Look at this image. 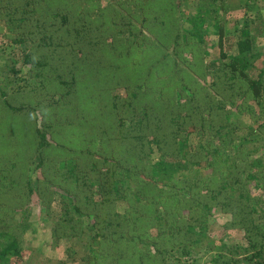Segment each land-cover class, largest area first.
I'll list each match as a JSON object with an SVG mask.
<instances>
[{
    "label": "trees",
    "instance_id": "trees-1",
    "mask_svg": "<svg viewBox=\"0 0 264 264\" xmlns=\"http://www.w3.org/2000/svg\"><path fill=\"white\" fill-rule=\"evenodd\" d=\"M214 1L194 2L184 27L183 0H0V35L24 48L34 93H41L35 106L0 89L6 135L17 119L27 118L28 129L18 134V125L2 144L17 155L26 148V162L0 159V264H27L32 200L55 239H78L87 228L86 264H193L189 257L202 250L211 253L203 264H264V81L258 68L251 75L256 35L243 31L231 57L219 36L218 61L206 64L198 47L207 38L206 14H219ZM116 44L127 63L121 72L107 59ZM155 50L156 81L164 72L176 79L168 99L150 92L151 73L135 75L130 60ZM245 115L258 124L238 137L249 127ZM216 212L229 216L226 223H217ZM214 229L240 239L216 240Z\"/></svg>",
    "mask_w": 264,
    "mask_h": 264
},
{
    "label": "rangeland",
    "instance_id": "rangeland-1",
    "mask_svg": "<svg viewBox=\"0 0 264 264\" xmlns=\"http://www.w3.org/2000/svg\"><path fill=\"white\" fill-rule=\"evenodd\" d=\"M104 1L105 0H101V2ZM202 1L203 0H201V2ZM244 1L245 0H218L216 2H213V8L218 5L220 9L219 14H206V22L201 30L204 31L202 32V34L205 33L207 38L203 42V44L198 47V52L199 50L204 52L202 53V59L206 64L211 61H218L220 47L216 44V41L220 36L219 40L222 42L223 53L227 57L235 56L237 54V41L244 37L243 31L246 30L248 35H256L254 40V48L256 49L255 52H257L254 62V65L256 67L252 69L251 75L253 77H256V74L259 71H257L258 68L262 72L261 76L262 80L264 81V32L262 33V31L264 30V22L260 21L261 18L264 19V0H259V5L262 9H258V12L256 10L250 9L248 10V13H243L245 11V3L248 8H250L251 6L247 5V2L244 3ZM194 2H197V0H183L181 4V11L182 13H184V16L182 17V25L184 27L191 26L186 23V17L189 14L191 15L192 13L196 12L197 7L195 6ZM252 12L253 14L249 15ZM114 13L115 10H113V12H110V10L107 12V17L110 18V21L111 18H113ZM124 29H126V27ZM3 32H6V30H4ZM124 37H127V35H124ZM113 49H116V51L114 53H111V55H108V63H111L110 67L119 68V72H121V68H126V66L124 65H127V63L124 62L123 58L118 56L119 53L122 52L120 48L118 49V44H116V48L110 47L107 53H109V51ZM205 51H207V53H205ZM24 53V48L20 44L6 39L3 34L0 35V89L5 93H12L13 91L16 92L17 95L13 100L15 102L28 101L30 102V104L37 106L39 103L38 100L41 97V93H34V90H38L37 82L35 81V79L31 80V77L33 76L32 74L34 73L31 68L24 64ZM122 54L124 53L122 52ZM124 56L125 55H123V57ZM130 60L132 65L135 67H133L135 70V75L139 74L138 70L142 73L145 70L151 73L150 75L152 76V78L149 79L150 82L148 81V88L150 89V92H154L156 95L161 93L162 96L166 99H168V96H171L174 91L173 87L176 84V79L169 78L171 77L170 73L164 72L161 78L165 80L159 83L156 81V68L152 67L153 62L156 61V50L154 52L150 51L144 55L137 54L135 57L130 58ZM189 60H191L190 57ZM144 66L146 67L145 69ZM118 89L121 90V88ZM27 90H30V92L26 93ZM2 113L5 114V112L0 108V116L2 115ZM241 118H243L245 123H249V127L236 131V135L239 137L241 135H247L248 133H254L255 131L252 132V130L257 127L258 120H255L253 116L249 118L247 115ZM17 120L18 121H15L16 124L12 126L7 135L6 132H4L2 126L7 123V121L4 120L3 123L2 121H0V136H3L1 134H4V136L2 137L3 140H1L0 142V159L7 155H13L17 157L19 155V158L23 159L26 162V148L22 149V151H19V154L17 155L16 153L8 152L5 146L2 145L3 143L7 142L6 139H10L11 137L16 136L14 135L15 127H18V125V128L21 129L20 133L16 131L18 134L28 132L27 118ZM261 121H264V117L261 119ZM20 124L22 125L21 128ZM112 134L113 132L109 133L108 135L111 136ZM114 136L115 134L113 135V137ZM190 140L196 143L199 140V135L193 134L192 137H190ZM256 146L257 143H249L247 145L249 149H253ZM76 150L77 149H75V151ZM51 158L55 164L59 165V154L54 153L51 155ZM153 159H155V156L153 157ZM93 179L95 180L94 175ZM95 181L97 183V180ZM33 199H35L34 196ZM29 207L32 211V215L30 216L28 222L30 228L26 230L24 236V244L27 247V264H86L83 258L87 255L89 249V236L86 230L87 228L83 232L82 236L78 239H55L52 234L51 222L46 218V213L42 214L40 218V211L38 209V206L36 204H33V200L31 201ZM122 207H124V203H120L119 208ZM254 209L256 210V212H254L255 215L261 213L259 204L254 205ZM59 213L60 205L58 202V198H56V200H54L51 204L49 215L55 218ZM214 217L218 224H224L229 219L228 215L221 214L219 212H216L214 214ZM225 234L231 236H229V244H235L240 239V233H232L230 230L227 233L223 234L220 230L214 229L213 232L210 233V236H212L216 240H219V238L223 237V235ZM222 243L223 242H220V244ZM72 244L75 245L72 248L74 255H70L68 251V247ZM203 252L204 250H202L200 254H198V256L192 253V256H190L189 259L193 261V264H203L205 262H208L211 253L204 252L205 254H203ZM200 255L202 256L200 257Z\"/></svg>",
    "mask_w": 264,
    "mask_h": 264
},
{
    "label": "crops",
    "instance_id": "crops-1",
    "mask_svg": "<svg viewBox=\"0 0 264 264\" xmlns=\"http://www.w3.org/2000/svg\"><path fill=\"white\" fill-rule=\"evenodd\" d=\"M245 2H247V5H250L251 7L248 8V7L246 6V3H245ZM244 3H245V11H244L243 13H248V10H250V9H251V10H256L257 12H258V9H262L261 6L259 5V4H260V3H259V0H245ZM253 12H254V11H253ZM253 12L250 13L249 15L253 14ZM258 19H260V18H258ZM260 21L264 22V19L261 18ZM262 33H263V32H262Z\"/></svg>",
    "mask_w": 264,
    "mask_h": 264
}]
</instances>
